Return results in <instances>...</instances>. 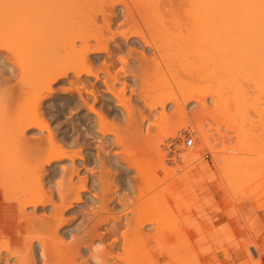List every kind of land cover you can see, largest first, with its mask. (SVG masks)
Returning <instances> with one entry per match:
<instances>
[{
    "label": "bare ground",
    "instance_id": "obj_1",
    "mask_svg": "<svg viewBox=\"0 0 264 264\" xmlns=\"http://www.w3.org/2000/svg\"><path fill=\"white\" fill-rule=\"evenodd\" d=\"M119 35L124 38V45L123 39V42L117 40ZM137 38L140 42L135 44L139 48L144 46L145 49L131 48V40ZM148 48L152 49L151 54L147 52ZM0 50L6 53L2 51L4 55H1L0 52V59L9 61L14 76H7L8 80H0V156L4 158H1L2 161L6 160L0 164V189L3 191V199L17 204L23 232L30 230L29 234L23 237L22 245H25L20 252H13L20 247L13 246L8 238H0V264H52L56 258L60 261L61 256L64 264H77L78 259H84L80 264H123L125 261L130 262L131 257L140 256L145 250H134L133 244L141 239L134 243L132 235L128 243L130 242V245L132 241L134 248L130 251L126 241L130 237L126 236L134 234V238H141L144 228L148 225H152V236H155L153 230H158V233L154 232L156 237L159 236V231H162L161 226L156 228V212H146L151 205L145 210V202L148 203L150 197H146L147 201L144 199L143 202L141 199L145 194L141 193L143 197L141 196L140 203L137 201L140 195L137 196L138 199H133L137 204L131 200V196L128 195L129 198L119 193V186H127L130 190L135 187L127 177L129 167H135L139 172V179L146 182V179L142 178L146 176L145 171H148L147 163L145 170L139 159L127 158L130 148L137 146L130 144L136 140L138 142L135 143L138 144L142 141L140 135H144L138 117H141L142 125H146L149 114L154 113L153 110L157 112V109L161 108L159 116L166 117L167 105L173 103L172 110L175 115L185 118L187 101H197L208 106L206 104L210 98L214 101L213 104L215 101L217 103L224 87L233 90H230L233 96L240 91V94L233 97L234 100L237 99L235 105L245 101L247 95L248 100L254 98L256 94L254 95L253 89L258 87L262 88V91L257 89L260 93L255 99L258 100L260 96L264 99V0H0ZM130 56L134 64H131ZM117 60L121 62L118 69L114 68ZM185 68L189 74L193 72L191 75L186 74L191 76L192 80H196V77L201 80H198L201 83L196 82V88L190 86L194 87V90L191 88V94L190 89H185L191 80L183 86V81L177 76L181 72L180 77H184L182 73L186 71ZM173 72L176 73L177 80H180L176 81V77H173V82L183 84L179 86L180 90L176 89L179 92L165 96V92L164 95L162 91L157 92L160 91L158 88L155 89V94L153 89L158 87L160 82H163L162 85L170 83H164L168 79L166 74L170 73L169 77L172 79ZM12 79L15 82L11 81ZM240 79H243V87L242 82H238ZM128 80L131 84H128ZM153 80L155 81L152 82ZM244 85H251L249 88L253 92ZM167 86L170 88V85ZM141 99L149 114H146L147 111L143 110L142 106L140 108ZM250 101L249 104L243 103L249 107L253 103ZM262 107L264 108L263 103L261 109L264 110ZM251 117L255 118V115L251 114ZM111 118L115 119L117 124L119 122L116 127L121 128L113 129L111 124L114 120L111 121ZM248 121H251L250 118ZM241 123L243 125V122ZM263 125H259L260 128ZM148 127L147 129L152 128ZM119 129H123V132ZM37 130L40 133L37 138L28 137V134ZM153 130H147L149 133H145L151 135ZM250 135L253 136V133ZM151 137L153 136L145 135L142 138L144 141H151ZM202 137L206 146H209V134L203 133ZM261 139L257 140L259 144ZM262 142L264 143V140ZM92 144L97 146L98 152L92 151ZM113 145L123 147L122 152H112ZM149 152H145L146 155ZM239 153L242 155L241 151ZM232 154L224 155L223 161L226 160L228 168L229 165L232 167L233 163L235 168L242 167L241 174L242 170L245 171L256 163V159L251 161L254 157L250 158L249 162L247 157L243 156L247 159L244 161L245 159L242 160L238 155L241 162L248 161L250 164L244 165L249 166L248 168L239 166L238 163L241 162H233L235 156ZM16 155H19L18 158H14ZM145 158L143 160L149 162L147 157ZM123 160L126 162H122ZM90 165L92 168L89 169ZM94 167H98L97 171L100 167L101 174L94 171ZM84 171L89 173L86 175ZM226 173L224 175H227ZM240 173L235 174L241 176ZM182 177L181 175L180 178ZM171 188L167 197L176 194ZM126 198L128 202H125ZM153 198L151 197L154 202L156 198ZM113 199L124 202L122 211L117 210L115 213L116 208L110 207ZM85 200V208L88 210L86 214L82 210L84 217L67 220L66 215L80 211ZM153 202L150 201V204ZM91 205L97 206V210L90 209ZM49 207L50 213L45 212ZM41 209L45 210L46 215L48 213V217L44 218L40 214L38 216L37 213ZM130 213L134 217L133 220L129 216ZM181 218L184 220L183 216ZM124 219L125 225L132 233H129L131 231L128 232V229L121 232L120 224L124 223ZM78 220H82V223ZM99 225H102V228L107 225V228L97 234L95 232ZM162 229L164 230V226ZM82 231L89 233L92 238L88 236L89 241L88 237L80 238ZM116 234H120L121 238L114 237L116 239L110 246L118 247L121 242L122 250L127 251L116 253L119 250L113 252L112 248L104 246L105 238ZM69 238L72 240L68 241ZM83 241L88 245H83ZM142 243L140 245L144 248L146 245L143 241ZM147 248L148 246L146 250ZM166 252L169 257H174L173 254L177 255L178 250ZM50 258L54 260L50 262ZM133 262L132 264H135ZM57 263L55 261V264Z\"/></svg>",
    "mask_w": 264,
    "mask_h": 264
},
{
    "label": "rangeland",
    "instance_id": "obj_2",
    "mask_svg": "<svg viewBox=\"0 0 264 264\" xmlns=\"http://www.w3.org/2000/svg\"><path fill=\"white\" fill-rule=\"evenodd\" d=\"M256 1H258V0H256ZM261 27H262V25H261ZM122 39L124 40V38H122L119 35V38L117 40H119L121 42ZM123 40H122V42H123ZM119 41H117L118 44L120 43ZM131 42H133L132 45H130L131 48L132 47H134V48L138 47L139 48V46L135 44L136 42H140L139 38L135 39L134 41L131 40ZM122 44L123 45L125 44V40H124V43H122ZM114 46H113V48H114ZM143 49H145L144 46L139 48V50H143ZM116 50L119 51L118 48H116ZM2 51L4 52V50H0L1 55L3 54ZM147 52H149V54H151L153 51H152V49L148 48ZM135 53H136V55H139L137 52H135ZM4 54H6V53L4 52ZM130 57H131V61H130L131 64H134V63H132L133 62L132 56H130ZM120 63L121 62H119L117 60V62H116L117 65L114 68L118 69L121 66ZM185 70L187 71L186 68H185ZM178 71L180 72L181 69ZM186 71H184V73H182V76L184 74V77H180L181 72L180 73H178L177 71H175V72L178 73L177 74V76H179L178 79H180L181 82L183 81V84L186 83V85H187L188 82L191 80L189 83L190 85L188 84L187 86H185V84L183 85L181 82L180 83L179 82L178 83L173 82L175 80V78H173V77H176V81H180V80H177V76L175 75L176 73L173 72L172 73V79L169 77V76H171V75H169L170 73L166 74L168 77L165 76V78L166 77L168 78L167 81L163 77V80L166 81L164 83L170 82L166 85L164 84L166 86V88L164 85H162L163 82H162V84L160 82L159 84L161 86L157 83L159 86L158 87L156 86L157 88L155 87L153 89L154 90L153 92L156 94L155 89L160 88V91L158 90L157 92L160 93L162 91V93H163L162 95H164L166 93L165 96H167L168 94H173L174 92L175 93L179 92V90H180L179 86L181 87V85H183V86H185L186 90L190 89V94H191V91H192V89L194 90V87H190V86L192 85V86H195V88H196L198 86V84L196 82L200 79L198 77H196V80L194 78L195 81L192 80L193 78H190L191 76L189 77V75H191L193 72L189 74L188 71L187 72ZM11 72H12V66L10 65L9 61L5 60L4 58H1L0 59V75H1L0 80H8V77L13 78L14 76H12ZM14 73L16 74V72H14ZM173 74H174V76H173ZM186 74H189V75H186ZM193 75H195V74H193ZM183 78H185V79L183 80ZM14 79H12L11 81H13ZM171 80H172V82H171ZM242 80L240 79V81H238V82H242L241 87H243V84H244ZM154 81L155 80H153L152 82H154ZM160 81H162V80H160ZM14 82H15V80H14ZM127 82H128V84H131L130 80H128ZM244 82H245V80H244ZM173 83H176V85H178V86L175 87L176 85ZM198 83H201V82L198 81ZM10 84H11V82H10ZM249 84H251V83H249ZM167 85H170V88ZM119 86H120V84H119ZM183 86H182V88H183ZM250 86L247 87V85H246L245 88L250 89V91H251V88H249ZM161 87H162V89H161ZM103 88H105V87H103ZM224 88L225 89H222V90H224V91H222L223 94L221 92V94H222L221 99L222 98H224V99L221 100L219 98L220 101L217 100V103L215 101V103L213 104L214 101H212V99H210V98L206 104L208 106H204L199 102L197 103V101L196 102L195 101H191V102L187 101V103H186L187 105L185 104L186 105L185 118L184 117L181 118V117L175 115L174 110H172L174 108L173 103H169L167 105L166 117L159 116L160 115L159 112L162 110L161 108H159V110L157 109V112H156V110H153L154 113H152L150 115L148 113L147 108H146L147 107L146 104H144L143 99L140 100V103H141L139 105L140 108L142 106V109L143 110L145 109L147 111L146 114L147 113L149 114V116H148L149 121H147L148 123L146 125L144 123L142 125V120H141L140 116L137 119L139 124L141 123L140 125L142 126V131L144 132V135L143 134L142 135L143 136H145V135L146 136H153V137H151L152 138L151 141H147V140L144 141L142 138L143 136L140 135L142 141H139L138 144H136L138 142L137 140H136L137 142L135 141L136 143L134 141H133V143H131V141H130V143H131L130 145L133 144V147L136 145L138 146L139 144H141V145H139L138 147L136 146L135 148L131 147L130 151H129L130 154L128 153V155L130 157L128 156L127 158L128 159L129 158L139 159L138 161H139V163H140V161L142 162L144 169H145L144 166L147 163L146 166L148 167L147 168L148 171H149V169L152 168L150 170L151 174L149 175L150 172L145 171L146 172V174H145L146 178L145 177L142 178V180L146 179L145 180L146 182L144 183V181H141V179H139L140 175L139 176L137 175L139 172L136 170V168L133 166L129 167L130 170L129 169L127 170V172H128L127 177L132 181V183L135 185V187H134V189L130 190V188H128L127 186H125L124 188H122V186H119V190L121 188L119 193L121 195H127V197L131 196V200L135 199V197L137 198V196L140 195V198L139 199L137 198L138 200L136 199L139 203L141 202L140 201L141 196H142L141 193L145 194L144 197L142 196L143 199H141L143 202H144V199L145 200L147 199L146 197H150V201H152V202H153V200L151 199V197L156 198L154 200V202L151 204H150L149 200H148V203L145 202V204H146L145 210L150 207L149 205H151V207L154 210L150 207L151 209L149 208L146 212L150 213L149 210H151V213L156 212L155 214L158 215V222H156V228L158 227V229H159L160 226L162 228L164 226V230L162 228L160 229V230H162V231H159V234H158L160 237L159 236L156 237L157 234H155V233H158V230H153V234L155 236H152V233H151L152 229H153L152 225H148L144 228L145 229L144 232L145 231L148 232V230L150 229V231L146 234V235L149 234L150 237L145 235L146 232L142 233L143 237L137 238V239L134 238L135 237L134 234H130L131 236L129 234H127L129 236H126V238L130 237V239L126 240L127 243H128V240L129 241L131 240L132 235H133L132 239L133 240L135 239L133 241L134 243L136 242V240L139 241L141 239L139 241L140 243L137 242L138 244L137 243L133 244L132 241H131L130 245H129L130 242L127 244V247H129L130 251H131V248H134V247H135V249H134L135 251L138 250L136 252H139L140 249H141V251L143 249H145L144 253L141 252V254H143V255H141V254H140V256L136 255L135 258L131 257L132 260L130 259V262L134 261L133 263H135V264H153V263H155V264H264V148H263L264 143L262 142V140H264L262 138V137H264V135H263L264 134L263 133L264 132L263 131V129H264V125H263L264 124L263 123V121H264V115H263L264 110L261 109V104L262 103L264 104V102H263L264 99L262 98V96H260L261 98H258V100H257V98L255 99L256 96L259 97L258 93H260V92L258 90L262 91L261 90L262 88L260 89V87H258L259 89L258 88L253 89L254 95L255 94L256 95L254 96L252 93V96H254V98L251 96L252 100L251 99L248 100V95L245 96V97H247L245 99V101L247 100L246 102L248 104H249L248 101L251 100L250 102L253 101V103H254L256 100V102L254 103L255 105L253 103H251L254 106L251 104H250L251 106L249 105L250 109H252V110L249 109L248 105L245 106L246 104L243 103L245 101H243L242 103L239 102V105H238V103H236V105H235V102L237 101V99L235 98L236 100H234L233 97L240 94V91L237 92V90H236V92L238 93V94H236V93H234L235 92V90H234L233 93L236 95L233 96L230 93L233 90L230 89L231 90L230 91V90L226 89V87H224ZM170 89H172V90H170ZM176 89H179V90L177 91ZM186 90H185V92L187 93ZM242 90H244V88H242ZM250 91L248 92V94H250ZM255 91L256 92L258 91V92L255 93ZM263 91H264V89H263ZM251 92H253V91H251ZM129 93L131 96L132 95L131 91L128 89V94ZM263 93L264 92H262V94ZM223 95H224V97H223ZM249 98H250V96H249ZM232 99L234 101H232ZM221 101H223V102H221ZM258 102L261 104H259ZM240 104H241V106H240ZM242 106H244V107H242ZM255 109H256V111H255ZM259 109H261V111ZM241 110H243V112ZM247 110H250V111L247 112ZM244 111H245V114H243ZM246 112H247V114H246ZM260 113H261V115H260ZM251 114L253 116L255 115V118L251 117ZM242 115H243V117H244V115H245V117L250 116L249 118L251 121H248L249 118L247 119V117L246 118L244 117V120H245L244 121ZM158 116L160 117V119ZM256 116H258V118ZM155 118H156V122H155ZM251 118H253L254 120ZM256 119H258V120H256ZM261 119L263 121H261ZM153 120H154V122H152ZM111 121H113L112 124H111ZM111 121H110V124H111V127L113 129L116 130V128H121V127H116V126H118L119 122L117 124V121L115 119L111 118ZM254 121H256L255 122L256 124L254 123ZM149 122H150V124H149ZM241 122H243V125ZM246 122L247 123L249 122V123L247 124ZM251 122H252V124H251ZM244 123H245V125H244ZM257 123L259 125H263L262 126L263 129L260 128L261 126H259ZM253 124L256 126H254ZM148 125H149V127H148ZM241 125H242V128H241ZM245 126H246V130H244V131H247L246 133L243 131V129H245ZM252 126H253V128L254 127L255 128L253 129ZM122 127H123V125H122ZM147 127L148 128L152 127V128L147 129ZM153 129H156L157 131L156 130L154 131ZM257 129H258L259 133H257L258 132V131H256ZM259 129H261V130H259ZM122 130L119 129V131L123 132ZM147 130H150V131L153 130L152 133L150 132L151 135L147 134V133H149V132H147ZM261 131H263V132H261ZM145 132H147V133H145ZM241 132H244V133L241 134ZM203 133L209 134V137H210L209 138V142H210L209 146L208 145L206 146V143L204 142L203 137H205V135L202 137ZM252 133H253V136L250 135ZM39 135H40V133H38V130H37L35 132L30 133V135L28 134V137H32L33 139H35L34 137L37 138ZM259 135L260 136L262 135L261 136L262 139L260 138ZM154 137L156 139L157 138L158 139L155 140ZM245 137H247V138L250 137V138L245 139ZM251 137H252V139H254V141H252V142L250 141V140H252ZM256 137H258V138H256ZM149 139L150 138H148V140ZM260 139H261V142H260L261 145L259 144V141H257ZM211 144H212V147H211ZM92 146H93L92 151L94 153L98 152V150L96 149L97 146L94 144H92ZM115 146L113 145L111 147V148H113L112 152H116V151L122 152L121 150H123V147H121V146L115 147ZM209 148H211L210 150L212 153L210 152ZM214 150H216L215 153H214ZM240 151L242 152V155L239 153ZM145 152H149L148 153L149 155L152 154V155H150L151 157L148 154L146 155ZM231 152L235 156V159L232 158V159H234L232 161L235 163L238 162V160L240 161L239 156H241L242 160L247 157L248 161L251 160L250 158L254 157L253 160H251V161H254V159H256L255 164H252L254 162H251V164H252L251 168L253 170L249 167L250 161L249 162L247 161V163L249 164V166L248 165L247 166L249 168L244 166L247 163H245L243 161L242 162L240 161L241 164L238 163L239 166L241 165L243 167L248 168L247 170L244 169L245 171L242 170L243 175L240 173V168H242V167L239 168L237 166L236 168H238V169L235 171V169H236L234 166L235 164L231 161H229V163H231V164L233 163L234 167L233 166L231 167V165H229V168H228V166L226 165V162H225L226 160L223 161V158H224V155L232 154ZM256 152H258L259 154ZM260 152H262V153H260ZM253 153H256V154H253ZM1 155H3V154L1 153ZM252 155H255V156H252ZM18 156L19 155H16L14 158H18ZM243 156H245V158H243ZM3 157H5V156L3 155ZM145 157H147L149 162H147V161L145 162L143 160V158H145ZM1 158L2 157L0 156V164H3V162L6 160L2 161V159H4V158H2V159ZM145 160H146V158H145ZM246 160L247 159H245L244 161H246ZM126 161L123 160L122 162L125 163ZM256 164H258L259 167H256L257 166ZM253 165L256 168L255 167L253 168ZM225 167H226V169H225ZM90 168H92L91 165H90L89 169ZM94 168H95V170L94 169L93 170L97 171L96 168H98V167H94ZM231 168H234V169H231ZM147 169H145V170H147ZM184 169H185V172H184ZM229 169L231 171H229ZM98 170L100 171L101 168L99 167ZM225 170L227 171V173ZM99 171H97V173L101 174ZM238 172L241 174V176H237V174H235ZM88 173L89 172H85L86 175ZM182 173H184V174H182ZM225 173L227 175H224ZM180 174L185 179L183 177L181 179ZM83 175H84V173H83ZM230 175H232V176H230ZM233 175H235L236 177H233ZM148 176H150V178ZM148 179H149V181H147ZM76 180H77V178H76ZM136 180H138V181H136ZM178 180H180V181H178ZM135 181L138 182L137 185L135 184L136 183ZM139 181H140V183H139ZM170 187H172L171 189L175 190V191L172 190V192L176 193V194H174V196H172L173 198L167 197L169 192H171ZM0 192L3 196V191L1 189H0ZM114 197L116 198V196H114ZM157 198H158V200H157ZM126 200H127V198H126ZM128 201L129 200H127L125 202H128ZM137 201H134V202H137ZM138 202H137V204H138ZM122 203H124V202H120V200L113 199V204H111L110 207L116 208V209H114L115 213H116L117 210H119V211L123 210L124 207L122 206L123 205ZM91 206H89V207H91ZM85 207H87L86 200L83 204H81V208H80L81 212L80 211H76V212L74 211V212L66 215L67 220H70V219L76 220L78 216L84 217V215H82L83 214L82 210H84L85 214L88 210ZM96 207L97 206H95V207L92 206L90 209L93 208V210L94 209L97 210ZM143 207H144V205H143ZM49 209H51V207L48 208V211L47 210L46 211L44 210V211L50 213ZM44 211L42 209L40 211H38L39 212V213H37L38 216L40 214V215H42V217H44V216L48 217V213L46 215V213ZM95 211H93V212H95ZM29 212H31V211H28V213ZM167 212H169V213H167ZM180 212H181V214H179ZM122 214H124V213L122 212ZM100 216H99V218H100ZM129 216L133 220L134 217L132 216V213H130ZM178 216H181V217L183 216L184 220H182L181 217L178 218ZM175 217H177V218H175ZM170 218L173 219L174 221H172ZM178 219L179 220L181 219L182 221L181 220L179 221ZM81 221L78 220V222H80V224L82 223ZM78 222L76 223L77 225H78ZM123 222H124L123 224H122V222L120 224V225H122L121 232H122V230L124 231L125 229L126 230L128 229V232L131 231V230H129L130 228H128L125 225L126 224L125 219ZM158 223L161 225H159ZM76 224H75V227H76ZM105 226L107 228V225H105ZM154 227H155V224H154ZM106 228L105 227L102 228V225H99L98 230L95 233H97V234L102 233L103 231H105ZM27 230H28V227H27ZM36 230H38V228ZM73 230H74V228H73ZM169 230L173 233L170 234L171 232ZM29 231L30 230H28V232L27 231L23 232L24 236H25V234L28 235ZM129 233H132V231ZM160 233H162V234H160ZM85 234H87V236ZM88 234L89 233H87V232L86 233L83 232L81 235H79V237L80 238L81 237H88V236L90 237V234L89 235ZM93 234H91V235H93ZM119 235L120 234H118V235L116 234V236L115 235L107 236L104 240V244H105L104 246L108 247L110 249L112 248L113 252H116L117 250H119L116 253H119V252L123 253L124 251H127V250H122L123 245L121 246L122 243L120 241H119L120 246L118 245V247L120 249L118 247H115L114 245H113V247L115 249L112 246H110V244H112V242H114L116 238H121V235H120V237H119ZM135 235H136V233H135ZM137 235H139V233ZM89 237H88V241L90 238H92V236L90 238ZM114 237H116V238L114 239ZM136 237H139V236H136ZM93 238H95V237H93ZM142 238L143 239L145 238V240H142ZM146 238L148 239V241ZM95 239H97V237ZM0 240L2 241V239H0ZM71 240L72 239H70V238L68 239V241H71ZM142 241L144 242V245H146L145 247L143 246L144 248L141 247L143 245ZM83 242H84V244H83ZM83 242H82V244L86 245L85 241H83ZM146 242H147V244H145ZM141 243H142V245H140ZM97 244H99V243L97 242ZM132 244L134 245V247L132 246ZM24 245L19 246L20 247L19 250L14 249L13 252H20L21 250H23ZM147 246H148V248H147L148 251L146 250ZM190 246H192V247H190ZM136 247L137 248L139 247V249H137ZM101 249H102V247H101ZM180 249H183V250L181 251ZM114 250H116V251H114ZM168 250L171 253H172V250L175 252H177V250H178V253H176L177 255L173 254L174 257L171 256L172 257L171 258V257H169V255L166 252ZM100 251L101 250L99 249L98 252H100ZM132 251H133V249H132ZM52 256H54V255H52ZM87 257L88 256L86 255L85 258H87ZM151 257H153V259ZM54 258H50L52 260H49V261L50 262L53 261ZM61 258L63 260L62 256H61ZM61 258H60V261H58L59 258H56L58 260L55 259L53 261L54 263H52V264H55V261H56V263L58 261V263L61 262V264H64L63 261L61 260ZM64 259H66V258L64 257ZM82 260H84V259H81V261ZM81 261H80V259H78L77 264L82 263ZM125 262L126 263H123V264H128V263L130 264L129 261H128V263H127V261H125ZM132 262H131V264H132ZM66 264H68V263L66 262Z\"/></svg>",
    "mask_w": 264,
    "mask_h": 264
},
{
    "label": "crops",
    "instance_id": "obj_3",
    "mask_svg": "<svg viewBox=\"0 0 264 264\" xmlns=\"http://www.w3.org/2000/svg\"><path fill=\"white\" fill-rule=\"evenodd\" d=\"M18 212L17 204L3 199L0 192V238H8L13 246H21L24 237V228Z\"/></svg>",
    "mask_w": 264,
    "mask_h": 264
}]
</instances>
